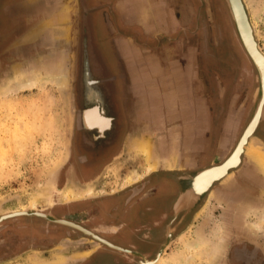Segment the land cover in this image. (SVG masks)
Listing matches in <instances>:
<instances>
[{"label":"rangeland","instance_id":"rangeland-1","mask_svg":"<svg viewBox=\"0 0 264 264\" xmlns=\"http://www.w3.org/2000/svg\"><path fill=\"white\" fill-rule=\"evenodd\" d=\"M164 1L86 0L95 42L101 47V52L98 51L99 60L107 61L108 57L110 59V52H102V49L106 50L110 36L116 31L128 33L141 30L132 25L140 11L144 12L143 21L152 24L149 10L153 5H156L161 15L158 21L160 35L165 34L167 24L164 26L162 20L166 15L163 9ZM193 2V29L197 31V37H193V40L198 50L195 58L198 61L206 59L210 66L215 67V80L220 76L228 78L231 88L236 82L239 83L241 94L247 100V115L251 114L258 87L257 72L239 41L225 0ZM243 2L264 54V0ZM175 9L174 15L180 19L183 6L181 9L180 6ZM82 14L80 0H0V214L3 211L26 208L29 214L41 211L49 218L42 219L28 214L29 216L23 215L20 219L8 218L10 223L18 221L26 224L31 220L51 222L57 218L53 217L51 212L67 207L60 217L88 228L91 227L90 220L100 203L105 202L104 207H107L109 203L114 205L115 202L128 198L131 190L132 197L141 193L142 186L138 185L144 180H139L135 171L139 169L142 160L133 159L132 150L121 149L119 159L107 161L94 175L82 170L84 173L81 176L84 178L79 179L72 173L75 165L73 142L77 130L75 115L79 108L77 80ZM12 23L16 27L12 26ZM143 29L147 30L144 27ZM171 29L175 33L171 43L175 45L176 56L179 57L180 44L176 35L178 24L173 23ZM205 29L209 34L208 41L212 37V42L208 44L209 54L202 56L203 52H207L206 39L203 37ZM86 30L84 24L83 56L88 66L84 91L93 88L91 92H94L97 91L96 82L90 70L93 55L90 54V49L86 48ZM159 39L162 41L160 45L167 43V39ZM48 60H56L64 70L45 71L32 89L16 93L6 90L24 73L29 70L33 72L34 67ZM85 97L88 100L93 99L92 93ZM103 134L104 132L101 135ZM110 138L108 136L107 140ZM99 147L101 151H106L103 144H99ZM257 161L264 172L263 160L258 158ZM135 188L138 191L135 192ZM88 190L91 192H86ZM69 192H81V195L73 197ZM145 193L147 190L133 198L131 209H145L147 204H154L159 200L149 199L150 197L144 196ZM201 199L202 197L197 200ZM33 200L35 208L30 207ZM196 209L197 212L185 218L186 224L180 234L172 241L167 240L162 244L153 260L163 257V264H264L263 256L261 260L249 259L247 252L254 249L250 245L229 244L234 230L226 229L225 223L221 222V205L215 196H204ZM263 214L264 211L247 214L249 221L246 223V231L264 247V222L261 220ZM257 221L262 223V231L253 226ZM1 223L0 231L4 228ZM66 228L73 234L72 241L87 237L75 228ZM89 230L92 232L95 229ZM170 235L168 233V236ZM87 239L86 246L79 244L76 248H70V251L96 246L92 239ZM132 242L136 243V240L132 238ZM28 252L37 251L28 250L25 253ZM41 253L46 255L45 258H49L48 264H80L83 259L81 253L75 256L64 253L63 258L53 255L51 251ZM146 261L152 260L144 259L140 264Z\"/></svg>","mask_w":264,"mask_h":264},{"label":"crops","instance_id":"crops-1","mask_svg":"<svg viewBox=\"0 0 264 264\" xmlns=\"http://www.w3.org/2000/svg\"><path fill=\"white\" fill-rule=\"evenodd\" d=\"M163 3L166 15L162 20L164 26L167 24L165 34L160 35L158 21L161 15L153 5L149 10L152 24L143 21L144 12L140 11L132 25L141 30L128 33L116 31L110 36L108 49L105 50L111 54L110 76L125 103L122 115L130 126L126 131L125 147L132 150L133 159L142 160L135 171L138 179L145 181L142 193L154 189L161 176L169 177L172 174L179 178L185 175L189 177L224 162L236 147L251 116L249 113L247 115V100L241 94L240 84L236 82L231 88L228 78L220 76L215 80L213 67L211 70L206 60L199 62L195 58L198 50L193 40V37H197V31L193 29V0H165ZM177 6L180 9L183 6V17L180 19L174 15ZM173 23H177L179 29L176 30L180 44L179 57L176 56L175 45L171 43V38L175 37L171 29ZM143 27L147 30L143 31ZM203 33L205 51L208 53L212 37L208 41L206 29ZM159 37L167 39V43L160 45L162 41ZM33 70L21 74L18 81L33 75L39 78L47 70L63 71L64 67L56 60H48ZM92 89L84 91L85 96L92 93V97L97 98V91L91 92ZM261 124L264 125L260 123L248 139L239 166L229 171L220 182L214 183L209 195L220 202L225 228L234 230L229 244L250 245L254 249L247 254L259 260L261 256L264 258L263 244L246 231V223L249 221L247 214L264 211V172L257 161L259 158L264 162V159L254 150L252 152L249 144L252 140L257 141L258 144L252 146L257 151H264V143L255 136ZM149 166L150 169H147ZM102 214L95 212L88 228L104 232L112 240H119L110 231L117 226L103 223ZM87 243V237H81L79 241L63 239L49 251L60 258L64 253L75 256L80 252L86 259L97 250L96 246L78 251H70V248H76L79 244L86 246ZM41 252L20 253L3 264H48L49 258H45L46 255Z\"/></svg>","mask_w":264,"mask_h":264},{"label":"flooded vegetation","instance_id":"flooded-vegetation-1","mask_svg":"<svg viewBox=\"0 0 264 264\" xmlns=\"http://www.w3.org/2000/svg\"><path fill=\"white\" fill-rule=\"evenodd\" d=\"M84 1L85 4H87L86 0ZM87 9L88 11L87 17H85L86 19L82 14L81 41H83L82 39L84 37L83 28L85 24V26H88L91 32L93 51L97 57V59L91 64L92 66L90 69L92 72V78L96 82L97 98L95 97L92 100L86 99L84 93V82L79 80L78 75L77 105L79 108L77 109L75 115L77 130L73 142V164L75 165L74 171L72 173L79 179L84 178L80 174L81 170L91 171V175H94L107 161L119 159L121 157L120 150L126 149V131L130 128V126L127 125L126 119L122 115V112L124 113L125 103L124 101L122 102V99L117 92V88L112 81V77L110 76V67L112 61L111 59H108L109 57L107 58V61L99 60L98 51H100L101 47L95 42L96 37L93 35L92 26L90 23L89 8L87 7ZM11 25L16 27L14 23ZM81 41L79 45V69L82 46ZM106 49H108V46ZM104 51L105 50L102 49V52ZM208 54L209 52H203L202 56H206ZM203 60L200 59L199 62H203ZM207 64L210 68L211 66L208 62ZM214 68L215 67H213V69ZM94 107H96L100 114L102 116L104 115V117H106L111 123H109L108 129L104 131L103 135L94 129H85L80 126L79 119L82 112ZM108 136L111 138L107 140ZM255 136L264 143L263 124L259 126ZM99 144H103L106 148V151H101V149H99L101 148L99 147ZM156 184L157 186L151 191L145 193L144 196L150 197L149 199H159L158 201L165 202L164 205L162 202L159 203L158 201H155L156 203L154 204H147L145 209L137 207L134 210L131 209V204L134 199L127 200V198H125L115 202L116 204L114 205L109 204L107 207H104V204H106L105 202L100 203L96 214L103 213L101 215V218H103V223H112L117 226V229L114 228L110 231L113 233V235H116L119 240H112L110 239L109 235L101 231L92 232L99 236V238L110 244H113V246L118 249H114L106 246L105 244L94 241L97 250L92 255L87 256L86 259H82L80 264H140V262L144 259L153 260L159 253H157V251L160 249L162 244H164L167 240L172 241L175 236H177V234H180L179 232H181V229L186 224L185 218H188L190 214L198 211L196 208L199 204V201H201L204 196L207 198L212 190L211 186L203 194L201 200H197L192 205H188L187 207L175 212L174 205L177 199L190 185V181H188V175H185L183 178L174 177L172 174L169 177L161 176L158 178ZM162 188H164V190ZM140 194H142V192ZM66 208H58L51 212V214L53 217H57V220L64 219L60 216L63 214ZM188 213L189 215H187ZM30 214L44 219V217L37 216L33 212ZM184 215L185 217L183 218ZM22 217L24 216L15 217V219H20ZM9 220L10 219L1 223V225H4V228L0 231V264L6 263L20 253H24L28 250H40L42 252H47L55 247L63 239L74 238L72 237V232L66 228L70 226L61 224L55 219L51 222L43 220L40 222L38 220H31L26 224H22L18 221L10 223L8 222ZM86 229L89 230V228ZM77 231L82 233L79 230ZM168 233L171 235L168 236ZM132 238L136 240V243L132 242ZM137 242L139 245H137ZM257 256L258 255H256V257ZM249 257V259H252L251 254Z\"/></svg>","mask_w":264,"mask_h":264},{"label":"water","instance_id":"water-1","mask_svg":"<svg viewBox=\"0 0 264 264\" xmlns=\"http://www.w3.org/2000/svg\"><path fill=\"white\" fill-rule=\"evenodd\" d=\"M225 2L227 4L229 13H230L231 18L233 20V23H234V26H235V30H236V34H237V36L239 38V41H240V43L243 46L246 54L248 55V57L250 58L251 62L253 63V65H254V67L256 69L258 87H257V89L255 91L254 107H253V110H252V113H251V116H250V120H249L248 124L246 125V127H245V129H244V131H243V133H242V135H241L236 147L234 148L232 153L229 155V157L224 162H222L221 164H225V163H227L229 161V159L236 153L237 148L239 147L241 141L245 139L246 141L244 142V144H243L244 146H243V148H242V150L240 152L239 163L237 165L229 166L227 168L226 173L222 177H220L219 179H215L212 182V184L210 185V187L214 183L220 182L228 174L229 171H233L239 166V164L241 162V156H242L244 150L247 147L248 139L255 132V130L257 129L258 125L260 123H264V103H263V105L261 107V103H262V100L264 98V54H263V52L261 51V49L259 47L257 38L255 36L252 24H251V22L249 20V17H248V14H247V10H246V7H245V4H244L243 0H225ZM81 6H82V10H83V15H84V18H85V17H87L88 9L86 7V4H85L84 0H81ZM86 36H87V43H86L87 46H86V48L90 49V54L92 53V55H93L92 61H94V60L97 59V57L95 56V53L93 51L92 36H91V32H90L88 26H87V30H86ZM81 45L82 46H81V54H80L79 80L81 82L82 81L84 82V80H85V72L87 70L86 67H88V66H86V60H85V57L83 56V41H81ZM88 71H89V68H88ZM260 107H261V111H260ZM259 111H260V115H258ZM251 125H253V127L251 128V130L248 133V130H249ZM252 144H258L257 141H254V140L251 141L250 150H254L255 153L260 154V156L264 159V151H257L252 146ZM197 173H199V172H197ZM197 173H195V174H197ZM193 175H189V177H188V181H190V183L192 181V176ZM143 183L138 185L139 187L142 186V190H143V187H144ZM142 190H141V192H142ZM131 194H132V190L130 191V195L128 196L127 200H130V199H133V198L137 197L140 193L138 195L133 196V197L131 196ZM175 205H176V203H175ZM175 205H174V210H175V212H177ZM46 219H49V218H46ZM55 220H57V219H55ZM61 224H64V223H61ZM67 225L70 226V227L73 226V225H70V224H67ZM72 228H75V229L81 231L85 236L91 238L93 241H97V242H100L101 244H105L106 246H109L111 248L118 249L115 246L111 245L110 243L106 242L105 240L99 238L93 232L86 231L83 228H77L76 226L75 227L73 226Z\"/></svg>","mask_w":264,"mask_h":264},{"label":"bare ground","instance_id":"bare-ground-1","mask_svg":"<svg viewBox=\"0 0 264 264\" xmlns=\"http://www.w3.org/2000/svg\"><path fill=\"white\" fill-rule=\"evenodd\" d=\"M38 79L39 78L36 75H33L32 77H23L21 80H19V81L17 80L12 86H9L8 89H6V90L8 92L16 93V92H19L22 90L32 89L37 85V83L39 81ZM263 103H264V98L262 100L261 107H262ZM261 107H260V111H261ZM260 111H259L258 115H260ZM79 120H80V126L82 128L92 129V130L96 129L101 134L104 132V129H106L109 126V123H110L106 117H104L100 114L99 110L96 107L83 111L82 114L80 115ZM252 127H253V125L250 126L248 133ZM245 141H246L245 139L241 141L239 147L237 148L236 153L229 159V161L227 163L220 164V165L215 166V167L206 168L203 171H200L199 173L194 174L192 176V181H191L190 185L188 186V188L185 189L184 193L177 200L176 205H175L176 209L180 210L183 207L187 206L188 204L194 203V201L196 202V200L200 199L203 196V194L208 190V188L210 187V185L212 184V182L215 179H219L220 177H222L226 173L227 168L229 166L237 165L239 163L240 152L244 146L243 144ZM249 144L251 145V143H249ZM147 169H150V166ZM86 172L91 173V171H86ZM83 173L84 172L81 170L80 174H83ZM167 186H168V184H167ZM162 189L164 190V188H162ZM136 191H138L137 188H135V192ZM169 191H170V189H169ZM82 192H84V191H82ZM86 192L89 193V192H91V190H88ZM161 193H162V191H161ZM69 194L72 195L73 197H77V196L81 195V192H77V193L69 192ZM35 195H36V193H35ZM30 207H34V208L36 207L34 200L31 202ZM227 210H229V209H227ZM28 214H29V211L26 208H21V209H17V210H8L5 212L3 211V213L0 214V223L3 220L8 219V218H13V217L15 218V217L23 216V215H28ZM34 214L37 216H40V217L48 218L41 211H36ZM239 216H241V215H239ZM241 219L242 218H240V220ZM261 220H262V222H264V216L261 217ZM56 221L60 222V223H64V225L70 224V225H73L74 227L76 226L77 228H83L80 225L76 224L75 222H72V221H69L66 219H59ZM223 221H224V216L221 215V222H223ZM73 226H71V227H73ZM253 226L255 227V229L257 228L259 231L263 230L262 223H260L258 221L254 222ZM83 229H85L86 231H90L86 228H83ZM111 245H113V244H111ZM122 250H124V249H122ZM78 253H80V252H78ZM81 256H83V255H81ZM61 260H63V259H61ZM156 260L146 261V262H144V264H163L162 263L163 257L162 258L159 257L158 260L157 261Z\"/></svg>","mask_w":264,"mask_h":264}]
</instances>
